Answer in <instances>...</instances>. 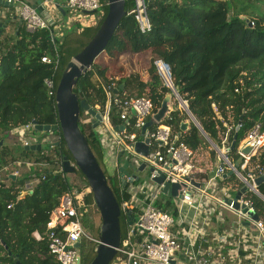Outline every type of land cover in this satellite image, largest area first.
I'll return each mask as SVG.
<instances>
[{"label":"trees","instance_id":"16d2710c","mask_svg":"<svg viewBox=\"0 0 264 264\" xmlns=\"http://www.w3.org/2000/svg\"><path fill=\"white\" fill-rule=\"evenodd\" d=\"M103 1L107 14V0ZM145 1L151 28L142 31L135 16L127 14L104 52L113 55L115 51L140 53L153 50L147 75L128 72L120 78L112 77L98 57L80 77L74 92L91 107H99L108 117L110 125L116 128L123 122L120 110L127 98L147 96L154 102V111L160 109L170 93L156 71L155 61L161 59L170 67L173 84L182 99L188 102L189 110L218 147H222L227 125L232 126L229 134V141L232 142L236 127L242 121L235 149L229 151L230 159L237 162V148L247 132L257 122L264 124V10L257 3L262 4L263 0ZM244 1L245 5L241 7ZM134 2L126 0L127 12L133 8ZM13 16L12 12H7L6 19L0 17L1 139H5V132L12 134L14 129L34 121L43 125L58 123L56 93L49 94L45 80L54 77L58 85L67 64L85 47L103 21L97 27H75L79 31L77 36L69 33L58 39L51 32L54 27L29 32L23 24L12 21L10 18ZM8 20L10 23L5 26ZM9 25L15 27L13 34H5ZM81 43L80 48L73 52ZM44 56L59 58L58 69L55 70V64L43 62ZM189 118L186 111L176 109L163 123L171 125L172 135L176 137L183 122L188 121L179 140L195 151L210 146L199 127ZM80 127L121 204L127 195L125 198L121 195L117 171L110 175L103 166L104 151L98 136L99 126L94 128L89 121L80 122ZM54 134L59 136V144L52 150L59 158L65 155L73 160L61 131L57 130ZM20 146L14 152L5 143L0 144V169L18 160L42 163L48 160L43 144L40 150H32L21 140ZM216 154V150L211 149L213 158ZM251 166L258 176L264 174V147L252 157ZM55 171L56 168L45 172L39 177L33 194L25 196L22 188L27 177L11 179L9 183L0 180V264H59L50 254L47 240L34 236L35 231L44 235L51 211L75 184ZM72 174L88 183L78 168ZM234 178L235 175L230 177ZM259 190L264 195V182L259 185ZM254 200L259 214H264V201L258 196H254ZM87 201L91 210L83 217V225L87 232L96 229V233H89L99 237L102 219L93 193ZM95 213L98 217L94 219ZM120 225L124 238L129 222L123 214ZM91 245L93 247L85 253L86 247L82 244L81 264H90L96 256V244ZM117 257L116 254L110 264Z\"/></svg>","mask_w":264,"mask_h":264},{"label":"built area","instance_id":"2783aa9c","mask_svg":"<svg viewBox=\"0 0 264 264\" xmlns=\"http://www.w3.org/2000/svg\"><path fill=\"white\" fill-rule=\"evenodd\" d=\"M0 1L15 7L16 16L27 31L54 27L55 30L51 32L55 36H58L61 25L69 26L76 20L73 27H97L106 16L103 0ZM134 1L128 14L135 16L142 31L149 30L151 22L146 1ZM83 13L99 15L89 21L75 18V15ZM47 15L53 21V26ZM67 15L70 16L65 19ZM0 17L5 18V15ZM42 61L55 64V70L58 69L59 58L44 56ZM155 65L171 96L181 101L183 110L188 113V103L175 88L170 67L161 59H157ZM45 85L49 94L55 95V78H47ZM172 110L170 100L165 118ZM155 113L151 98L133 96L121 104V125L126 123L125 129L111 126L104 114L103 122L98 127L101 143H110L119 160L115 165L118 186L122 197L127 195L120 204L121 214L128 219V211H131L134 217L121 239L117 248L118 257L113 264H264V214H259L254 200V196H258L264 201V195L256 182L259 176L251 166L252 157L264 147V124L257 122L247 132L237 148V162L229 157L232 126L227 125L222 147L215 149L219 165L208 172L197 164L196 151L179 139L175 142L171 125L163 123L165 118L156 121ZM34 129L33 122L15 129L24 146L39 143V138L32 140L27 135ZM147 140V155L134 151V143ZM57 143L59 136H52L48 142L49 148H54ZM246 146H250L247 153L243 151ZM122 152L123 157L120 158ZM63 157L59 158L58 165L64 172ZM125 159L131 163L128 175L119 171ZM69 160L77 169L74 160ZM142 164L144 168L140 170ZM146 170L149 173L143 182L141 173ZM230 171H233L234 179H230L232 175L224 177ZM158 177L162 179L161 183L156 180ZM39 181L38 177L28 180L24 189H34ZM166 183L171 186L179 184L176 195L164 193ZM243 187H246L245 191ZM91 193V187L83 180L79 186L72 185L51 211L44 235L39 231L34 232L37 239L44 237L47 240L48 250L59 264H81L82 244L87 240L96 245L100 243L99 237L87 232L83 225V217L91 210V204L87 201ZM78 242L79 247L76 246Z\"/></svg>","mask_w":264,"mask_h":264},{"label":"water","instance_id":"95a60500","mask_svg":"<svg viewBox=\"0 0 264 264\" xmlns=\"http://www.w3.org/2000/svg\"><path fill=\"white\" fill-rule=\"evenodd\" d=\"M0 3L6 6L10 5L6 1H0ZM125 5L126 0H108V11L98 30L85 47L73 57L62 72L55 96L58 123L55 125H43L38 121L33 122L35 124V130L39 132L61 131L62 138L67 149L70 151L77 168L84 174L91 187L94 201L100 212L102 221L99 229L100 243L95 247L96 256L90 264H110L117 254V248L120 246L122 239L120 225L121 207L113 190L108 184L102 166L89 146L87 136L82 132L80 127V116L82 112H86L92 116L94 128H97L102 124L103 115L97 109L91 107L86 100L79 99L78 94L74 92V88L80 77L92 67L94 61L106 50V47L111 42L121 20L128 14ZM46 17L49 20L50 25L53 26L54 23L51 18L48 15ZM115 92H117V90ZM170 99L171 93H168L163 100L160 109L154 115L156 121L159 122L163 120L167 115ZM188 113L194 123L199 127L201 133L214 145L211 138L204 131L189 108ZM241 124L242 121L240 120L236 127L234 139L231 142V150L235 149ZM187 126L188 122H183L181 131L174 139L175 142H177ZM125 127L126 123L118 126L117 129L123 130ZM148 142L149 140L146 142L138 141L134 143V151L142 155H147L149 152ZM2 143L3 142L0 141V144ZM36 148L40 150L41 144L30 146V149L32 150H35ZM243 151L245 153L249 152L250 146L244 147ZM119 157H123V152L120 153ZM235 166L237 167L238 165ZM129 167H131V163L129 159H125L120 165L119 171L128 175L130 174ZM143 168L144 164H142L139 169L142 170ZM63 170L65 173H72L76 170V167L71 165L67 156L63 157ZM232 174L233 171H230L228 174H225L224 177L227 178ZM156 180L159 183L162 182L160 177ZM256 182L258 185L264 182V174L259 176ZM179 187V184H173L171 186L169 183H166L163 191L169 195H176ZM242 190L245 191L246 187H243ZM27 194H33V189L23 192V196ZM133 219L134 217L131 211H128L129 224L133 223ZM76 246L79 247L80 243H76Z\"/></svg>","mask_w":264,"mask_h":264},{"label":"rangeland","instance_id":"374dc122","mask_svg":"<svg viewBox=\"0 0 264 264\" xmlns=\"http://www.w3.org/2000/svg\"><path fill=\"white\" fill-rule=\"evenodd\" d=\"M241 2H243V0H241ZM245 2L246 1H244V3H241L240 6L243 7L245 5ZM257 3L259 5V7L262 10H264V0H263L262 4H260V2H257ZM252 4L254 5V2ZM0 7L5 9V7L2 4H0ZM98 15H99V13H83V14L75 15V18L82 20V21H89V20L95 19ZM68 16H70V15H67L65 17V19H67ZM72 23L73 24H71L69 26L61 25L62 28H60V32H58L59 33L58 37H57L58 39H62L64 37V35L69 34V33H72L73 36H77L79 34V31L76 30L75 27H73L76 25V20H74ZM14 28L15 27L12 25L6 27L5 34H13ZM76 28H78V27H76ZM81 45H82V43L78 47L74 48L73 52L75 50H78ZM153 56H154V54H153L152 50H146V51H143L140 53H133L129 50L124 51V52L115 51L113 53V55H109L108 53L103 52L99 56L98 61L105 66V70H106L107 74L112 76V77L117 76L120 78L123 74L128 73V72H139L143 76H146L147 69L150 66V62H151V59ZM170 100L172 101V106H173L174 110L178 109V110L185 112L182 108V102L181 101L175 100V98L173 96H171ZM96 109L101 114H104L103 112H101L99 110V107H97ZM80 118H81L80 122H82V123H87L89 121H92V119H93L92 116L86 112H84ZM186 122H188V121H186ZM45 134H46V136H49V137L55 135L54 133H45ZM4 135L6 136V138L5 139L0 138V140H2L3 142H6V140H10V143H11L10 145H12L13 150H17V149L19 150L20 149V147H21L20 146V143H21L20 137L16 136L15 134H9L7 132H5ZM27 135L32 140H36V139L40 138L41 136L43 137V134L41 132L36 133L34 131L29 132ZM206 140H208V139L206 138ZM212 142L214 143V145L208 141V144L210 146L203 147L202 149L197 151V164L198 165L200 164L202 167H204V166H206V164L209 163V159L211 162L215 161V160H213L214 158L211 156V149H217L218 146L213 140H212ZM10 145H7V146L11 147ZM43 145L45 147L44 152H45V155L47 156L48 160H45L43 163L35 161L33 166L31 167V169H28L26 163L22 162V164L19 165L20 167H18V170L20 171L18 178L27 177L26 179L30 180L35 176L39 178V177H42L45 174V172H50V171L55 170V168L58 166L57 163H58L59 157L56 155L55 151H53L52 149L49 148V145H45V144H43ZM102 149L104 151L103 166H104L105 170L110 175H114L115 171H116V167H114L115 161H116V152L114 151V147L109 143L107 145H103ZM12 164L13 163H11L9 165L8 169L1 174L2 177L5 178L4 180L7 183H9V179H6V178H9L8 177L9 174L12 171H15V165H12ZM148 173L149 172L147 170L144 173H141V181H143V182L146 181V177H148ZM68 177L70 178L72 183H75L77 185L82 183V180L80 178H78L77 175L69 174ZM174 202L176 203L175 199H174ZM93 215H94V219H95V217H98V215L96 213ZM123 225H124V223H123ZM89 232L96 233L97 230L95 229L94 231H91L89 229ZM83 244L86 247L85 253L88 252L93 247L91 245L93 243H91L88 240L85 241Z\"/></svg>","mask_w":264,"mask_h":264},{"label":"crops","instance_id":"0c3cea01","mask_svg":"<svg viewBox=\"0 0 264 264\" xmlns=\"http://www.w3.org/2000/svg\"><path fill=\"white\" fill-rule=\"evenodd\" d=\"M30 2H32V3H35L36 2V0H29ZM1 4V3H0ZM4 7H5V9H3V8H1L0 7V15H5V18H3V19H6V15H7V12H12L13 14H14V16L13 17H11L10 19H12V21H14V20H16L19 24H22V21L16 16V9H15V7L14 6H12V5H8V6H6V5H4V4H2ZM9 19V20H10ZM7 21V23H6V25H8L9 23H10V21ZM9 26H11V25H9ZM153 51V50H152ZM147 75V74H146ZM115 78H117V76H115ZM12 132V134H16L15 133V129L13 130V131H11ZM34 132H39V131H36L35 129H34ZM45 133H54V132H43L42 134H45ZM204 136V135H203ZM19 137V136H18ZM52 136H50L49 138H51ZM205 137V136H204ZM1 138V137H0ZM6 138V137H5ZM205 139H206V137H205ZM0 141H2V140H0ZM207 141H209V140H207ZM3 142V141H2ZM41 142V143H40ZM40 142L39 143H37V144H32V145H38V144H43L42 143V141L40 140ZM210 142V141H209ZM3 143H5L6 145H10L11 143H10V140H6V142H3ZM211 143V142H210ZM11 147H9V148H12V145H10ZM31 146V145H30ZM30 146L29 147H27V148H30ZM51 149V148H50ZM199 151V150H198ZM14 152H16L15 150H14ZM196 153H197V151H196ZM213 160H215L214 162H211L210 161V159H209V163L208 164H206V166H204V167H202L200 164V167L201 168H203V169H206L208 172H211L217 165H219V160H218V157H217V154H216V156H215V158L213 159ZM119 160L118 159H116V161H115V165H116V163L118 162ZM22 162L24 163H26V165H27V168L28 169H31V167L33 166V164H34V161H31V160H26V161H23V160H18V161H15V162H13V164L12 165H15V171H12L10 174H9V178H6V179H17L18 178V176H19V173H20V171L18 170V167H20L19 165H21L22 164ZM115 165H114V167H115ZM8 167L9 166H7V167H5V168H2V169H0V180H4L5 178L4 177H2V173L4 172V171H6L7 169H8ZM17 168V169H16ZM15 172H17V174H15ZM34 179H36V176L35 177H33ZM32 178V179H33ZM31 180V179H30ZM28 181V180H27ZM27 181L25 182V184L27 183ZM24 187H25V185H24ZM24 187L22 188V193L23 192H25V191H27V190H25L24 189ZM35 188V187H34ZM36 232V231H35ZM36 238V237H35ZM37 239V238H36Z\"/></svg>","mask_w":264,"mask_h":264},{"label":"flooded vegetation","instance_id":"af4514ba","mask_svg":"<svg viewBox=\"0 0 264 264\" xmlns=\"http://www.w3.org/2000/svg\"><path fill=\"white\" fill-rule=\"evenodd\" d=\"M41 133H43V132H41ZM39 139L42 141L43 144L48 145V142H49V140L51 138H49V136H46V134H43V137L41 136ZM55 172H61L64 177H68V175H69L68 173H65V172L61 171L60 168H59V165L56 167V171Z\"/></svg>","mask_w":264,"mask_h":264}]
</instances>
